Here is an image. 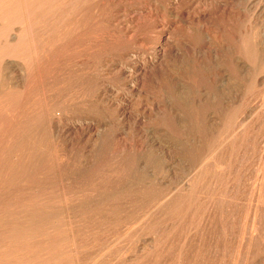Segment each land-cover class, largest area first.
I'll use <instances>...</instances> for the list:
<instances>
[{
	"label": "rangeland",
	"instance_id": "374dc122",
	"mask_svg": "<svg viewBox=\"0 0 264 264\" xmlns=\"http://www.w3.org/2000/svg\"><path fill=\"white\" fill-rule=\"evenodd\" d=\"M0 264H264V0H0Z\"/></svg>",
	"mask_w": 264,
	"mask_h": 264
}]
</instances>
